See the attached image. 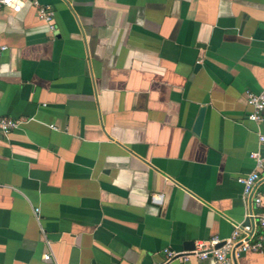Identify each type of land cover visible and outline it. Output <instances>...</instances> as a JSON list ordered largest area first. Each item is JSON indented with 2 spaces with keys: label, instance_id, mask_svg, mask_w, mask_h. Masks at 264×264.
Segmentation results:
<instances>
[{
  "label": "crops",
  "instance_id": "crops-1",
  "mask_svg": "<svg viewBox=\"0 0 264 264\" xmlns=\"http://www.w3.org/2000/svg\"><path fill=\"white\" fill-rule=\"evenodd\" d=\"M40 3L54 32L0 11V117L21 121L0 133V264H159L264 210V170L261 207L236 181L264 156V0ZM261 236L233 263L264 264Z\"/></svg>",
  "mask_w": 264,
  "mask_h": 264
},
{
  "label": "built area",
  "instance_id": "built-area-1",
  "mask_svg": "<svg viewBox=\"0 0 264 264\" xmlns=\"http://www.w3.org/2000/svg\"><path fill=\"white\" fill-rule=\"evenodd\" d=\"M64 1L69 3L71 0ZM25 5L34 7L37 17L47 25L49 32L55 31L54 11L50 6L41 4L40 0H0V11L8 9L13 13H19ZM6 50L8 46L0 44V56ZM245 102L251 109L247 119L255 123L264 122V89L259 93L247 91ZM20 124V120L0 117V133L8 134L17 129ZM258 143L264 148V133L258 134ZM250 157L255 162V169L237 177L236 181L242 186L244 198L250 197L253 205L258 208L263 205V196L257 188L261 180L260 172L264 170V156L253 152ZM246 218L245 223L234 226L232 235L228 239L212 237L205 241H197L192 249L183 252L164 250V260L159 264H170L174 259L186 262L190 258H210L216 264H234L232 258L242 252H260L262 250L261 231L264 232V210L250 212ZM42 257L45 260L48 259L47 254Z\"/></svg>",
  "mask_w": 264,
  "mask_h": 264
},
{
  "label": "water",
  "instance_id": "water-1",
  "mask_svg": "<svg viewBox=\"0 0 264 264\" xmlns=\"http://www.w3.org/2000/svg\"><path fill=\"white\" fill-rule=\"evenodd\" d=\"M202 113H203V111L200 110V112H199V117L197 118L196 123H195V126H194V129H193V131H194L195 133H197L198 130H199V126H200L201 119H202ZM220 245H221V244H220ZM220 245H219V246H220ZM219 246H218V247H219Z\"/></svg>",
  "mask_w": 264,
  "mask_h": 264
}]
</instances>
